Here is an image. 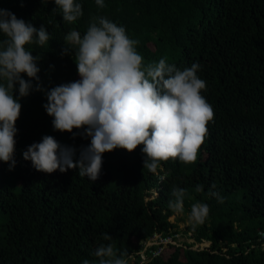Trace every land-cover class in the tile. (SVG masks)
<instances>
[{
    "label": "trees",
    "instance_id": "16d2710c",
    "mask_svg": "<svg viewBox=\"0 0 264 264\" xmlns=\"http://www.w3.org/2000/svg\"><path fill=\"white\" fill-rule=\"evenodd\" d=\"M75 2L83 15L69 24L53 11L54 0H0V8L50 34L43 46L25 45L41 57L37 75L46 90L79 79L72 54H62L64 38L72 30L83 35L103 16L139 41L145 63L166 58L181 70L198 63L214 117L194 163L169 159L152 173L143 168L142 146L117 148L102 154L92 182L76 169L37 171L23 158L44 135L74 147L76 157L90 138L54 131L43 92L19 98L15 164L10 170L11 161H0V264H82L98 259L92 253L101 243H112L118 256L126 251L128 264H264V0H104V8ZM173 186L185 189V211L208 204L203 224L178 228L168 206ZM180 232L193 242L144 249L154 235L175 240Z\"/></svg>",
    "mask_w": 264,
    "mask_h": 264
},
{
    "label": "clouds",
    "instance_id": "9594fccd",
    "mask_svg": "<svg viewBox=\"0 0 264 264\" xmlns=\"http://www.w3.org/2000/svg\"><path fill=\"white\" fill-rule=\"evenodd\" d=\"M62 19L71 24L83 15L75 0H54ZM104 8V0H95ZM22 6V3H21ZM0 161L15 164V123L19 118V98L32 91L43 92V104L54 131L69 132L75 137L90 138L76 157V149L44 135L40 142L27 146L22 155L37 171L52 173L76 169L81 177L96 181L103 164L102 154L117 148L129 152L141 147L143 168L156 173L161 161L169 159L190 164L197 159L200 146L213 120L212 106L201 95L205 80L198 77V63L183 70L166 58L145 63L136 50L139 41L130 39L123 26L99 16L81 35L72 30L65 36L62 54H72L78 80L45 89L37 75L39 55L33 56L25 45L43 46L50 34L43 24L39 28L17 18L8 9L0 8ZM25 74L29 79H24ZM33 81L36 83L34 84ZM18 92V96L14 95ZM73 129L81 130L73 132ZM202 185L196 186L199 192ZM213 183L211 189H215ZM185 189L172 187L169 208L183 214ZM209 196L223 202L219 193ZM209 214L206 203L195 202L188 213L193 227L203 224ZM264 237V232L262 233ZM103 240L112 236L102 234ZM96 261L84 259L82 264H128L127 252H120L112 243H101L92 253Z\"/></svg>",
    "mask_w": 264,
    "mask_h": 264
},
{
    "label": "rangeland",
    "instance_id": "374dc122",
    "mask_svg": "<svg viewBox=\"0 0 264 264\" xmlns=\"http://www.w3.org/2000/svg\"><path fill=\"white\" fill-rule=\"evenodd\" d=\"M188 213H189V211H185L183 214H177V217L179 218V220L177 222V225H178V228L180 230L185 229L186 226L188 224H190L189 219H188ZM173 218L174 217L171 216V217H169V220L171 222H173V220H174ZM157 242H158V240H157L156 236H154L153 238L145 241V245L149 246V245H153L154 243H157ZM175 242L180 243V244L183 243V242L191 243V242H193V239L191 237H189V236H187V235H185V234L180 232V233L177 234ZM208 244L209 243L207 241H204L202 243H198L197 242V243H195L193 245V248H197L199 246H207Z\"/></svg>",
    "mask_w": 264,
    "mask_h": 264
},
{
    "label": "built area",
    "instance_id": "2783aa9c",
    "mask_svg": "<svg viewBox=\"0 0 264 264\" xmlns=\"http://www.w3.org/2000/svg\"><path fill=\"white\" fill-rule=\"evenodd\" d=\"M156 236L158 242L157 243H154V244H167V243H177L175 242V240H173L171 237H165V238H159L158 235H154ZM153 236V237H154ZM152 237V238H153ZM151 239V238H150ZM148 246L147 245H144V249H146Z\"/></svg>",
    "mask_w": 264,
    "mask_h": 264
}]
</instances>
